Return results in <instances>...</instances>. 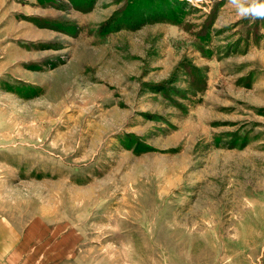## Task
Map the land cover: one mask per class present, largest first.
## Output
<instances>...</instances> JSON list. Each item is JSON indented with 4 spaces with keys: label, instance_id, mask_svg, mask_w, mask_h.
<instances>
[{
    "label": "rangeland",
    "instance_id": "1",
    "mask_svg": "<svg viewBox=\"0 0 264 264\" xmlns=\"http://www.w3.org/2000/svg\"><path fill=\"white\" fill-rule=\"evenodd\" d=\"M0 264H264V19L0 0Z\"/></svg>",
    "mask_w": 264,
    "mask_h": 264
},
{
    "label": "clouds",
    "instance_id": "2",
    "mask_svg": "<svg viewBox=\"0 0 264 264\" xmlns=\"http://www.w3.org/2000/svg\"><path fill=\"white\" fill-rule=\"evenodd\" d=\"M228 2L242 18L264 19V0H228Z\"/></svg>",
    "mask_w": 264,
    "mask_h": 264
},
{
    "label": "built area",
    "instance_id": "3",
    "mask_svg": "<svg viewBox=\"0 0 264 264\" xmlns=\"http://www.w3.org/2000/svg\"><path fill=\"white\" fill-rule=\"evenodd\" d=\"M195 1H197V2H198V1H201V0H195Z\"/></svg>",
    "mask_w": 264,
    "mask_h": 264
}]
</instances>
